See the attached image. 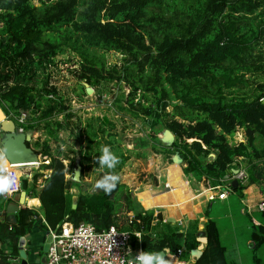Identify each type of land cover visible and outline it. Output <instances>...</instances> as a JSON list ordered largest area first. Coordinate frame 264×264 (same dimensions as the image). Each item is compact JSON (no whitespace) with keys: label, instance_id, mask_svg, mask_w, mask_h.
<instances>
[{"label":"trees","instance_id":"1","mask_svg":"<svg viewBox=\"0 0 264 264\" xmlns=\"http://www.w3.org/2000/svg\"><path fill=\"white\" fill-rule=\"evenodd\" d=\"M109 53L119 61H108ZM61 56L64 63L72 61V73L84 86L108 90L115 85L114 111L142 121L136 158H145L146 149L163 154L170 162L180 161L186 177L210 186L222 185L244 162L247 182L232 189L242 196L264 178V0H0V108L24 131L43 124L48 136L40 154L50 158L40 166L50 171L42 188L36 189L39 171L31 184L20 182L39 200L45 223L29 208L8 214L9 201L0 197V242L8 244L10 254L19 256V238L35 228L56 230L70 222L91 223L97 231L111 225L140 231L143 250L182 248L180 261L203 236L206 246L193 264H228L217 223L207 213L202 232L196 221L180 232L160 213L145 210L126 184L119 182L111 195L94 190L103 175L94 160L101 146L109 145L119 156L117 174L130 153L117 144L116 125L107 116H91L76 134L71 106L51 84L50 69ZM25 113L24 122H18ZM240 128L245 138L236 143ZM62 130L81 141L73 157L66 156L67 167L66 158L58 151L53 155L50 147V141L59 143ZM163 131L172 138L167 145L158 137ZM77 165L80 181L65 179V174L73 177ZM89 172L95 173L90 179ZM85 185L88 192L81 189ZM75 186L80 191L72 209ZM120 216L125 224L118 223ZM249 223L255 251L264 244V225ZM0 264H11L3 252ZM253 264L264 263L253 256Z\"/></svg>","mask_w":264,"mask_h":264},{"label":"rangeland","instance_id":"2","mask_svg":"<svg viewBox=\"0 0 264 264\" xmlns=\"http://www.w3.org/2000/svg\"><path fill=\"white\" fill-rule=\"evenodd\" d=\"M36 2V0H35ZM106 58L108 61H111V63L118 62L119 56L114 54H106ZM66 57H58L57 58V66L52 67L50 69L51 73V84L56 86L59 89V92L64 98L66 99V102L68 105L71 106V112L74 114V117L71 119L72 127L75 130L76 134H81L82 130L85 129V121L86 119L90 118L91 116H107L112 122L116 125V131L118 133L117 138V144L121 148L122 152L125 155H128L127 153H130L128 156L127 161L123 165V167L118 171L119 176L121 177L120 182L123 184H126L130 187L132 190V193L134 195V188L135 187H142V183H145L147 179H143L144 170L145 168L148 170H152V172L155 174V178L159 177L161 169L169 168V188L173 190H179L181 186H184L186 189L187 198H184V194L179 196L178 202H174L173 208H179L180 204H183V209L185 210L186 204L188 201H192L193 195L195 193L193 192L194 188L192 189L189 187V185L186 183L184 177H177L175 171H180L181 165L178 162L168 161L167 158L163 154H154L152 151L146 149L145 158L137 159L133 164H129V159L136 157L134 156V152H137L134 149V142L137 139L139 135H141L144 130V125L140 123L138 120H133L129 116L122 117L120 114H117L113 107H112V99L113 95H116L118 93L117 88L113 84H109L108 90H105V88L102 90V88L99 89H92L93 92L91 94H87L86 92V86H84L82 83H79L76 80V76L72 73L74 71V66L72 65V61H68V63H64V60ZM85 89V92L83 90ZM126 91V88H123V91ZM100 91V92H98ZM97 92L99 95H101V100H98ZM102 92V93H101ZM26 115V113L24 114ZM58 120H62L61 116L58 117ZM24 122V119H23ZM142 122V121H141ZM16 123V121H15ZM26 135L28 136L29 140L28 143L31 145V147L36 150L37 157L43 150V143L44 140L47 139L48 136V130L43 129V124H40L39 127H36L34 130H28L24 131ZM162 143L167 145L171 141V137L166 131H163L158 136ZM1 134H0V140H1ZM57 139H59V143H53V141H50V147L52 149V154L56 155L57 151L60 152L61 156L60 158H66L64 160L67 163L68 166V157H73L74 152L76 153L78 151V145L80 144V140H77L74 138L72 134H70L67 130L60 131L58 134ZM119 140V142H118ZM61 146H60V145ZM57 146V147H56ZM82 146H85V143H82ZM60 148V151L58 150ZM132 149V150H128ZM73 150V152H72ZM69 155L68 157H66ZM76 155V154H75ZM76 158L75 163L79 159L78 156H74ZM210 157H212L210 155ZM175 159L174 157H172ZM241 162V161H239ZM39 160L37 159L36 163H33L32 165L38 164ZM179 164L180 168L177 165ZM260 164V163H259ZM23 165V164H22ZM236 165L238 166L239 163L236 162ZM261 165V164H260ZM19 166V165H17ZM245 167V163L241 162L240 168ZM152 168V169H151ZM25 169V168H22ZM238 170V169H237ZM37 172V169L29 167L27 170H24L22 174H30L34 175ZM148 172V171H147ZM151 172V171H149ZM93 175L95 174L92 172ZM92 173L89 172L87 174V177L92 178ZM91 175V176H90ZM21 176V175H19ZM72 179V174L70 175ZM89 178V179H90ZM153 178L151 177L149 179L150 183L153 184ZM177 178V179H176ZM190 184L194 186V183L197 181L194 177H187ZM87 179V180H89ZM261 183V182H260ZM78 185V184H77ZM260 185V184H259ZM89 185L82 186V191L88 192ZM259 187V186H257ZM80 191V188L78 186H75L71 189V195H72V202L76 201V195ZM189 191V192H188ZM161 191H158L157 189H153L152 187H144V188H138L135 190V195L137 196V200L141 206L145 208H152L157 206V204H165L167 201V197L165 194L159 193ZM229 192V201L225 205L217 203H211L209 204L210 207L208 208V213L212 219L218 220V226L221 233V241L223 243V246L227 250V258L232 264H253V256L259 258L264 263V244L260 247H258L255 251L253 250L254 243L250 239V221L253 222H261L264 221V217L260 212H253L252 214H244L243 213V205L240 201V212L243 215H239L237 213L238 208V202L237 198L240 197L236 192L230 191ZM26 194L29 196V192L26 191ZM164 195V196H163ZM189 195V200H188ZM183 196V197H182ZM196 196V195H195ZM197 197V196H196ZM195 197V198H196ZM17 198V196L14 197ZM169 203V201H168ZM172 203V202H171ZM179 206V207H176ZM169 207H166L168 209ZM250 220V221H249ZM118 222L120 224H125V218L120 216ZM262 224V222H261ZM35 234L33 233L32 236H29V239L36 243L35 241V235L38 234V229L35 228ZM250 244V246H249ZM38 246H35V251L40 252L39 246L41 245L40 242H37ZM40 259V258H39ZM183 260H186L185 257L182 258ZM181 260V259H180Z\"/></svg>","mask_w":264,"mask_h":264},{"label":"built area","instance_id":"3","mask_svg":"<svg viewBox=\"0 0 264 264\" xmlns=\"http://www.w3.org/2000/svg\"><path fill=\"white\" fill-rule=\"evenodd\" d=\"M23 119H25L24 114L20 116L18 122L22 123ZM244 138V129H238L234 134V141L236 143L242 142ZM38 160V164L27 165L28 167L37 169V171L42 174V176L36 182V189L42 188L43 180H45L50 173L49 170H40V166H42L43 164H49L50 158L48 156L39 155ZM63 163L65 167H67V163L64 160ZM237 171V174H233L230 177L227 176L225 178V182H223L222 185L214 187L218 190L216 196L219 200H226L230 195L228 190L233 191L231 187V181L233 179H237L238 182L246 184L247 176L245 170L243 168H239ZM70 175L71 174H65V179L71 180ZM19 177L20 180L17 190L11 197H4L5 200L10 201L13 199V197H15V195H18L21 191H24L20 187V182L22 179H26L29 184L32 183V174H30L29 176L28 174H21V176ZM169 187V183H164V188L169 189ZM257 188L260 192L261 199L256 203L254 211H251L247 204L243 206V212L246 214L250 215L253 212H264V178ZM24 192L25 204L22 208L32 209L38 214V221L45 223L44 218L39 212V206L27 205V200L33 199L30 197L31 191H29V196L26 194V191ZM11 229L12 225L9 226V230ZM40 232L42 233V237L40 240L41 245L39 246V248L40 252H42L41 256H43V259L42 261H40V252L35 251V245L37 244V242L36 244L33 242L32 251H35V262L38 260L37 263L34 262L35 264H128L129 260H131L139 251L143 250L141 245L142 234L140 231H124L118 229V227L115 225H111L105 230L97 231L94 225L91 223H82L78 226H74L70 222H63L59 229L52 230L48 228L47 231ZM47 236H50L51 240L48 243L47 251L43 253L42 246L45 243V239ZM26 239L29 240V235L28 237H26ZM129 249L131 250V253H129ZM0 252L4 253L8 261L19 263V256L10 254L11 249L6 242H0ZM183 253L184 250L182 248H179L176 250V252L172 253V258L176 263L184 264L182 261H180ZM172 264L174 263L172 262Z\"/></svg>","mask_w":264,"mask_h":264},{"label":"crops","instance_id":"4","mask_svg":"<svg viewBox=\"0 0 264 264\" xmlns=\"http://www.w3.org/2000/svg\"><path fill=\"white\" fill-rule=\"evenodd\" d=\"M137 159L138 158H136V159L131 158V159H129L128 162H129V164H133L135 161H137ZM175 162H177L176 159H175ZM174 165H177L180 168L179 164H174ZM169 168L170 167L165 168V169H161V171H159L160 175H159V178L157 180H156L155 174L152 172V170H148L146 168L144 170H142L144 172L143 179H147V181H145V183H142V185H141L142 187H135L134 188V196L136 197V199H138L137 196L135 195V190L138 188H144V187H152L153 189H157L158 191H161L159 193L165 194L166 197L169 195L166 199L167 202L165 204H162V203L157 204V206L154 205V207H152V208H145V206H144L143 208L145 210H152L154 212L160 213L162 215L163 221H165V222H168L167 221L168 219H174L175 222H173L171 224L175 225L179 229L180 232L185 231L188 228V225L191 222H195V221L197 222L198 230L202 232L204 224L207 221L206 213H208V208L210 207L209 204L215 203L217 201L219 204L225 205L226 203H228L229 199H231V198H229V196H228V198L226 200H219L216 196L218 193V190L216 188H214L216 186H210L208 183L201 180V181L195 182L196 186L194 187V190H193V192L195 193V195L197 197L195 195H193L194 199L192 201L187 202L185 210H183V211L180 210V209H183V204H180V207L176 206L179 208H175V207L173 208L172 206H173L174 202H176V203L178 202L179 196L184 194V198L185 197L187 198V194H185L186 189L184 188V186H181V188L179 190H173L171 188H169V189L164 188V183H166V182L170 183ZM149 171H151V172H149ZM180 171H181L180 173H179V171H175V173H178V174H176V176L179 178L184 177L186 183L189 185V187H191L193 189V186L190 184L188 178L184 175V173L182 171V167L180 168ZM151 177H154L153 178V180H154L153 184H151L149 181V179ZM15 196H17V198H15V200H14V197H13V199L10 201L17 203L18 199H19V194L15 195ZM260 199H261V195H260V192H259L256 185H251V186L247 187L246 189H244L242 191V196L237 198V202H238L237 213L239 215H243L240 212V210H241L240 209V201H241L243 206H245L247 204V206L250 208V210L254 211L255 205ZM188 200H189V195H188ZM10 201H9V203H11ZM168 201H169V203H168ZM30 204L35 205V206L36 205L40 206V202L37 198H33ZM166 207H169V208L166 209ZM242 211H244V210H242ZM244 214H246V213H244ZM218 220H219V218L215 221H216L217 227L219 229ZM261 222H262V224H261ZM261 222H258V223L256 222L254 224L264 225V221H261ZM38 232L39 233L35 235V241L39 243L41 240V237H42V233L39 230H38ZM219 233H220V229H219ZM34 234H35V232H34ZM32 235L33 234L31 233L29 236H32ZM26 237H28V236H26ZM200 238H201V236L197 237L198 246L203 244V249H204L206 244L202 243L199 240ZM220 239H221V233H220ZM32 244H33V241H31L30 239L27 240L26 252H27V256H28L27 260H28L29 264H35L38 262V260L35 262V255H34L35 251H32V248H33ZM221 244L223 245L222 241H221ZM35 246H37V244ZM249 246H250V244H249ZM40 257H41L40 261H42L43 256H41V254H40L39 258ZM226 257H227V252H226ZM185 258H186V260L182 261L184 264H193L195 261L194 257L191 256V254H189ZM11 264H19V263L18 262H11ZM178 264H181V263H178ZM228 264H232V263L228 260Z\"/></svg>","mask_w":264,"mask_h":264},{"label":"water","instance_id":"5","mask_svg":"<svg viewBox=\"0 0 264 264\" xmlns=\"http://www.w3.org/2000/svg\"><path fill=\"white\" fill-rule=\"evenodd\" d=\"M93 92L92 88L87 87L86 93L91 94ZM0 148L6 150L7 157L9 159L10 164H27V162L36 161L38 159L37 152L34 150L28 143V136L25 132L19 127L16 126L15 121L7 118L4 112L0 108ZM170 136V135H169ZM180 164V161H177ZM232 174H237V169H232ZM76 173L79 176H76ZM81 176V166L77 165L72 180L74 182H79ZM238 186L237 179H233L231 181L232 189H235ZM25 204V192L21 191L19 193L18 202H11L6 206V212L8 214L17 213ZM76 202H72L71 208L75 209ZM169 223L175 222L174 219H168ZM51 237L47 236L45 239V243L42 246V251L45 253L48 248V243L50 242ZM202 243L207 242L206 238L201 236L199 239ZM204 244V245H205ZM27 240L26 237H20L18 240V254H19V264H29L26 252ZM203 244L199 245L197 248L192 249L190 254L194 257V259H198L203 253ZM167 258V257H165Z\"/></svg>","mask_w":264,"mask_h":264},{"label":"clouds","instance_id":"6","mask_svg":"<svg viewBox=\"0 0 264 264\" xmlns=\"http://www.w3.org/2000/svg\"><path fill=\"white\" fill-rule=\"evenodd\" d=\"M95 164L103 175L94 184V190L103 191L106 195H111L117 188L121 177L115 172L120 164V158L109 145H103L100 155L94 158ZM76 176H79L76 173ZM20 177L17 171L13 170L9 163L6 150L0 148V197H11L19 186ZM139 239V238H138ZM114 243V242H113ZM129 253L131 250L129 249ZM167 257V258H165ZM128 264H172V253L170 248L161 251H139Z\"/></svg>","mask_w":264,"mask_h":264},{"label":"bare ground","instance_id":"7","mask_svg":"<svg viewBox=\"0 0 264 264\" xmlns=\"http://www.w3.org/2000/svg\"><path fill=\"white\" fill-rule=\"evenodd\" d=\"M37 162V160L36 161H32V162H27V164H10L11 166H12V168H13V170H15V171H17V173H18V175H21L22 173H23V171L24 170H27V169H22V167H20V166H24V165H28V164H33V163H36ZM17 165H19V166H17ZM196 186V184L194 183V186H193V188ZM36 200V199H35ZM31 201H32V199H29V200H27V205H31L30 203H31ZM202 246V245H201ZM172 262L174 263V264H178V263H176L175 262V260L172 258Z\"/></svg>","mask_w":264,"mask_h":264},{"label":"flooded vegetation","instance_id":"8","mask_svg":"<svg viewBox=\"0 0 264 264\" xmlns=\"http://www.w3.org/2000/svg\"><path fill=\"white\" fill-rule=\"evenodd\" d=\"M16 124V126L18 127V124L17 123H15ZM30 145V144H29ZM31 146V145H30Z\"/></svg>","mask_w":264,"mask_h":264}]
</instances>
